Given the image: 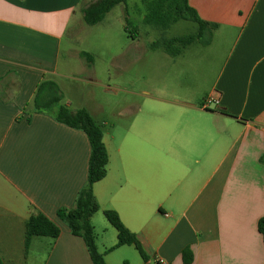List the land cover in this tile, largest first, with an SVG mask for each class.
<instances>
[{"label":"crops","instance_id":"obj_1","mask_svg":"<svg viewBox=\"0 0 264 264\" xmlns=\"http://www.w3.org/2000/svg\"><path fill=\"white\" fill-rule=\"evenodd\" d=\"M96 1L0 0V258L5 264H35V252L45 247L43 264H93L84 240L58 218L59 210L75 207L88 183L89 139L35 113V98L43 82H53L63 105L86 109L96 120L83 77L96 54L76 51L71 43L73 31L84 24L83 10ZM149 1L129 0L127 9L141 28L151 27L146 34L158 36L149 45L153 49L163 37L175 38L167 32L186 21L167 30L147 24ZM189 3L203 21L217 25L208 47L218 39L226 49L208 88L199 93L184 84L179 91L126 92L142 101L117 109L111 130L96 120L109 165L107 176L93 187L100 211L92 224L106 264H185L187 248L192 264H264L258 230L264 218V0ZM122 25L129 37L125 18ZM129 46L130 52L117 56L119 70L136 61ZM80 53L92 57L90 69ZM212 95L219 104L205 108ZM107 210L137 236L148 260L134 246L108 252L118 233L104 216ZM37 215L55 223L61 235L33 238L26 252V222Z\"/></svg>","mask_w":264,"mask_h":264},{"label":"trees","instance_id":"obj_2","mask_svg":"<svg viewBox=\"0 0 264 264\" xmlns=\"http://www.w3.org/2000/svg\"><path fill=\"white\" fill-rule=\"evenodd\" d=\"M129 0H97L83 10V20L88 26L94 27L101 23L106 15L116 6L125 7L126 31L130 39L136 40L139 36L138 26L130 18L127 9ZM177 21L193 22L197 24L195 35L165 38L155 42L153 49L164 46L167 54L173 57L180 56L184 50L193 44L204 47L211 45L216 24L203 21L197 11L190 5L189 0H151L147 2V15L145 22L159 29L167 30ZM80 57L87 62L90 69L92 57L87 53H80ZM62 93L53 82H43L35 98V113L50 115L56 122L71 129L84 132L91 146L89 161L88 183L80 191L73 209H61L58 218L67 225L73 236L82 238L87 246L93 264H106L104 254L98 251L95 228L92 218L100 211L95 198L93 187L102 181L108 172L109 154L103 141V128L86 110L73 111L62 104ZM264 162V157L262 159ZM108 222L117 230L118 243L108 252L122 246H134L141 257L146 261L145 253L137 236L131 233L120 220L115 211H104ZM25 249L28 252L33 238H50L56 240L61 235L60 228L44 215L32 216L25 226ZM258 230L264 238V218L259 221ZM185 264H192L194 257L191 249L183 251ZM0 264H5L0 258Z\"/></svg>","mask_w":264,"mask_h":264},{"label":"rangeland","instance_id":"obj_3","mask_svg":"<svg viewBox=\"0 0 264 264\" xmlns=\"http://www.w3.org/2000/svg\"><path fill=\"white\" fill-rule=\"evenodd\" d=\"M128 12L138 26L139 36L136 40L124 34L122 23L125 18V7L120 5L97 26L81 24L80 29L72 33L74 42L69 41L73 43V49L76 51H93L96 54L94 66L83 77L89 82L87 86L89 107L99 123L107 124L105 127L107 130H111L116 121L117 109L131 104L134 106L142 101L141 97H131L126 92L179 91L186 84L188 88L204 93L214 78L213 72L219 69L226 54L225 45L218 39L215 40L214 46L207 48L199 44L193 45L178 58L167 54L164 46L151 49L149 45L158 36L153 33L146 34L151 27L141 28L139 19H136L129 10ZM197 31V24L180 22L167 32V36H190L195 35ZM129 45H133L131 57L132 59L135 57L136 61L132 62L130 67L122 66L123 69L119 70L120 67L116 65L119 64L117 56L123 51L130 52ZM46 249L47 247L35 252V264L44 263Z\"/></svg>","mask_w":264,"mask_h":264},{"label":"built area","instance_id":"obj_4","mask_svg":"<svg viewBox=\"0 0 264 264\" xmlns=\"http://www.w3.org/2000/svg\"><path fill=\"white\" fill-rule=\"evenodd\" d=\"M219 97H218V95H212V96H210L209 98H207V100L205 101V103H204V107L205 108H207V107H209V106H211V105H218L219 104ZM158 264H165V262H163V261H159V263Z\"/></svg>","mask_w":264,"mask_h":264}]
</instances>
